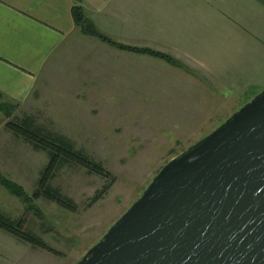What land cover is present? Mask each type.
I'll use <instances>...</instances> for the list:
<instances>
[{"label": "rangeland", "instance_id": "rangeland-1", "mask_svg": "<svg viewBox=\"0 0 264 264\" xmlns=\"http://www.w3.org/2000/svg\"><path fill=\"white\" fill-rule=\"evenodd\" d=\"M260 44L253 67L231 69L230 65L225 71L226 87H220L217 80L222 71L209 69L216 82L214 93L209 90L204 97L185 89L182 94H188L173 101H152L154 96L141 83L154 73L146 76V70L138 66L134 76L140 84L130 97L133 101H118L121 97L111 95V88L102 84L105 80L90 75L83 62L80 69L46 68L32 101L11 117L0 112V172L30 195L37 189L49 161L47 151L36 150L6 128L9 121L31 115L40 127L66 137L76 149L100 162L115 180L105 192L106 177L66 165L51 183L75 201V211L45 198L35 200L42 217L26 210L24 204L14 215L9 210V215L22 217L26 229L59 252L23 249V259L17 264H77L172 158L213 132L264 90V43ZM236 51L238 46L234 45L232 52ZM95 57L100 61L99 54ZM196 70L208 73L200 66ZM15 199L19 207L21 202Z\"/></svg>", "mask_w": 264, "mask_h": 264}, {"label": "crops", "instance_id": "crops-1", "mask_svg": "<svg viewBox=\"0 0 264 264\" xmlns=\"http://www.w3.org/2000/svg\"><path fill=\"white\" fill-rule=\"evenodd\" d=\"M75 4L73 0H0V102L19 110L37 95L46 68L80 69L81 62L90 75L105 80L102 84L111 88V95L121 97L118 101H133L130 97L140 84L134 76L137 66L146 70V76L154 73L141 83L154 96L152 101L182 99L188 94H182L185 89L206 97L207 91L214 93L216 83L209 69L222 71L217 80L224 88L222 75L230 65L231 69L253 67L264 43L262 0H81L87 17L104 35L169 54L181 66L84 34L74 20ZM234 45L238 52H232ZM199 66L208 73L196 70ZM0 186V212L22 218L8 214L22 210V201L18 207L17 197L8 196ZM28 244L0 228V264H17L23 249L37 250Z\"/></svg>", "mask_w": 264, "mask_h": 264}, {"label": "water", "instance_id": "water-1", "mask_svg": "<svg viewBox=\"0 0 264 264\" xmlns=\"http://www.w3.org/2000/svg\"><path fill=\"white\" fill-rule=\"evenodd\" d=\"M77 264H264V90L172 158Z\"/></svg>", "mask_w": 264, "mask_h": 264}, {"label": "trees", "instance_id": "trees-1", "mask_svg": "<svg viewBox=\"0 0 264 264\" xmlns=\"http://www.w3.org/2000/svg\"><path fill=\"white\" fill-rule=\"evenodd\" d=\"M73 1L76 3L73 7L74 20L84 34L97 37L100 40L121 50L155 56L166 60L173 65L181 66L180 61L169 54L150 48L125 45L104 35L98 30L93 21L87 17L81 5V0ZM262 1L264 2V0ZM15 110L16 105L0 102V112H3L7 117H11ZM6 128L14 135L25 139L36 150L47 151L49 155L48 164L41 173L38 187L33 195H30L23 188V186L0 172V184L5 187L9 193L19 198L25 205L26 210L29 212L39 216L42 215L41 209L35 203V200L40 198L53 201L67 210H76L75 201L63 194L59 188L54 187L51 183L57 171L63 166H80L86 168L90 173H95L106 177L109 181L103 189L105 192L113 184L115 178L100 162L92 159V157L86 154L83 150L76 149L75 145L66 137L47 131L43 127H40L33 116L27 115L23 118L16 119L15 121H9L6 124ZM99 196L100 195H97L95 199L99 198ZM24 225L25 220L23 218L13 219L10 216L0 212V228L6 230L8 233H11L12 235L31 244L34 247L43 248L49 252L59 253L49 246V244L42 237L33 233L29 229H26Z\"/></svg>", "mask_w": 264, "mask_h": 264}]
</instances>
